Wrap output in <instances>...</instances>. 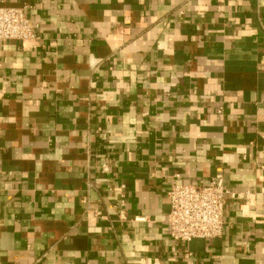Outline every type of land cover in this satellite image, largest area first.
I'll return each instance as SVG.
<instances>
[{"label": "crops", "instance_id": "obj_1", "mask_svg": "<svg viewBox=\"0 0 264 264\" xmlns=\"http://www.w3.org/2000/svg\"><path fill=\"white\" fill-rule=\"evenodd\" d=\"M0 264H264V0H0ZM221 174L222 234L166 196ZM189 253V255H187Z\"/></svg>", "mask_w": 264, "mask_h": 264}, {"label": "built area", "instance_id": "obj_2", "mask_svg": "<svg viewBox=\"0 0 264 264\" xmlns=\"http://www.w3.org/2000/svg\"><path fill=\"white\" fill-rule=\"evenodd\" d=\"M36 37L35 27L24 7L0 5V40L26 41ZM173 174L166 191L169 200L167 224L173 241L187 243L194 238H215L222 234L226 195L230 192L221 174L201 184L178 182ZM189 255V253H187ZM188 264H194L188 261Z\"/></svg>", "mask_w": 264, "mask_h": 264}]
</instances>
